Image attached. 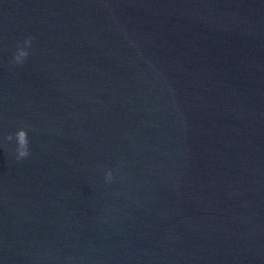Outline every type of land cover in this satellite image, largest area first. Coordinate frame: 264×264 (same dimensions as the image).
Here are the masks:
<instances>
[{"label": "water", "instance_id": "water-1", "mask_svg": "<svg viewBox=\"0 0 264 264\" xmlns=\"http://www.w3.org/2000/svg\"><path fill=\"white\" fill-rule=\"evenodd\" d=\"M0 264H264V0H0Z\"/></svg>", "mask_w": 264, "mask_h": 264}, {"label": "clouds", "instance_id": "clouds-1", "mask_svg": "<svg viewBox=\"0 0 264 264\" xmlns=\"http://www.w3.org/2000/svg\"><path fill=\"white\" fill-rule=\"evenodd\" d=\"M34 37L28 36L24 39L23 44L18 46L13 57L11 63L13 65H23L29 56V48L32 45ZM29 126L25 125L19 127L15 133H10L6 137L7 140L11 141L15 139L16 141V160H23L31 155L30 151V139H29ZM113 179V171L108 169L106 172V180L112 181Z\"/></svg>", "mask_w": 264, "mask_h": 264}]
</instances>
